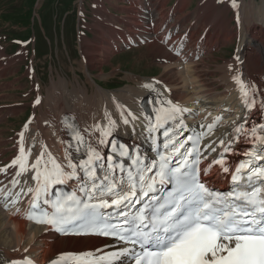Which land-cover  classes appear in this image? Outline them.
Segmentation results:
<instances>
[{
	"label": "bare ground",
	"instance_id": "bare-ground-1",
	"mask_svg": "<svg viewBox=\"0 0 264 264\" xmlns=\"http://www.w3.org/2000/svg\"><path fill=\"white\" fill-rule=\"evenodd\" d=\"M120 1L125 3L121 7L123 15L118 17L120 31L117 32V26H110L117 32L116 35L112 36L110 32L109 38L98 40L95 47H104L109 43V46L115 45L116 50H119L122 46L139 44L137 46L141 47L145 44L148 48L156 49L155 52L162 55V59H158V63L163 65L162 68L158 64L161 70L156 76L159 77L144 78V73L131 70L124 76L125 85L122 88L109 89L95 78L94 71L99 69V79H105L103 66L111 63L112 59H94L95 54L88 56L89 50L83 46L81 59H70V63L58 59L59 63H54L55 66L51 67L50 72L52 79H48L47 84L41 81L42 74L35 67L32 73L29 68L25 78L30 76L29 79L34 82L26 83L31 86V90L36 93L35 98L40 101L35 106L27 127H22L26 128L25 149H31L30 163L45 151L44 146L45 160L50 152L59 164L66 167L68 154L71 153L70 158L74 162L73 149L77 143L71 141L72 127L93 147H98L101 155H105L108 147L119 139L135 141L147 149L154 138L147 130L148 121L145 119L142 103H150V99L155 102L158 98L157 91L163 92V98L191 109L190 113L184 114V122L188 128L198 133L207 131L206 128L200 127L201 124L208 125L215 117H221L214 130L204 136L202 152L207 156L204 168L221 151L219 140L224 139L226 143L232 140L231 151L225 155H233L239 146L253 141L255 138L251 135V129L261 123L260 115L264 111V0L260 1L259 9L255 8L258 0H242L239 4L236 2L238 8H233L230 0L225 6L227 12L231 9H236L237 12L233 16L222 15L219 19L207 15L211 0H201L191 20L184 15L191 0H177L174 5L169 4L171 0H115L113 5L116 6ZM99 4H102V0H99ZM223 10L219 9L218 12ZM213 19L216 21L210 23ZM234 21H237L236 25ZM209 25L211 31L208 29ZM235 26L239 27V33L236 32ZM237 38L240 39V44L238 43L236 56L224 60L221 65L216 64L215 69L211 70L209 65L205 64L207 59L203 57L212 54L213 49L217 51L225 44L237 42ZM177 51L179 55L176 54ZM109 52L115 53L112 49ZM22 61L24 62L23 59L11 60L10 67L3 75L16 64L22 66ZM208 61L213 63L215 59ZM156 62L154 59L153 63ZM70 69L75 71L73 78L68 73ZM78 71L83 76L82 80ZM235 76H239L249 88L255 86V92L250 91L248 97L258 98L255 109L246 108L242 97L237 99L236 81L233 79ZM156 81L162 83L157 84ZM146 84L153 85V88L144 87ZM165 85L170 91H164ZM1 111L3 110L0 109V117H6ZM124 119L129 123L125 124ZM110 121H115L111 135L104 137V145H99L100 130L108 128ZM241 124L244 131L235 134L234 126ZM12 131L14 132V129ZM20 132H14L17 136H7V139L2 141L4 148L0 149V164H5L1 168L9 165L15 158L14 155L4 156L8 150L19 154ZM0 135H4V132H0ZM213 141L215 143H212ZM9 143L11 145L7 146ZM210 143L216 148L215 152L210 148L205 151ZM4 159L7 161H3ZM16 170L13 167L8 169L7 174L0 173V189H4L0 191V264H11V261H20L24 257L33 260L34 264H51L62 256L64 259L60 261L64 264H77L75 257L84 253H92L95 258L117 248L115 242L109 239L60 237L56 236L50 227L30 224L22 218L29 210L30 195L21 193L19 202L16 205L9 204L6 209L5 192L11 189L15 197L20 187H35V182L31 179L32 173L29 172L19 178L21 185L12 189L10 180ZM206 178L212 182L223 181L224 175L219 165H214ZM25 180L27 184H24ZM68 184L71 187L79 186L77 180L68 181ZM25 248L28 249L27 252Z\"/></svg>",
	"mask_w": 264,
	"mask_h": 264
},
{
	"label": "snow or ice",
	"instance_id": "snow-or-ice-1",
	"mask_svg": "<svg viewBox=\"0 0 264 264\" xmlns=\"http://www.w3.org/2000/svg\"><path fill=\"white\" fill-rule=\"evenodd\" d=\"M231 2L233 8L239 7L236 0ZM176 54L179 55V51ZM233 79L239 86L245 107L250 108L255 101L248 99L249 92L254 93L255 86L249 88L239 76ZM144 87L152 89L153 85L146 84ZM164 91H170L166 85ZM157 97L154 119L151 116L145 119L149 133L164 129L166 151L158 153V161L146 163V158L139 153L130 155L128 149L121 145L119 155L130 159L132 166L125 169L123 162H117L115 157H108L105 164L99 148L86 144L79 131L69 125L77 141L76 151L79 152L80 145L86 144L85 159L74 163L69 153L65 167L50 152L45 160L44 146L45 151L30 163L31 149H25L24 134L21 132L19 155L9 165L0 168V173L7 174L8 169L13 167L17 169L10 180L12 189H15L21 185L19 178L31 172L35 187H20L15 197L9 189L4 193L5 208L9 204L16 205L21 193L30 195L29 210L23 219L49 225L51 229L64 234L73 232L114 237L123 245L132 246L120 247L95 258L92 253H84L75 257L77 264H127L129 259L134 264H264V166H255V161L264 160V134L258 135L255 127L251 129V135L261 147L248 153L250 158L231 171L225 154L231 151L232 140L228 143L224 139L219 140L221 151L201 170L202 160L207 156L199 147L200 140L214 130L221 117H215L208 125L201 124V128L207 129L206 132L180 140V135L188 128L184 114L190 113L191 109L163 98V92L157 91ZM36 103H40L39 99ZM124 123L128 124L129 121L124 119ZM109 125L100 130L99 145L106 143L104 137L111 135L115 121H110ZM242 131V124L233 128L235 134ZM261 132L264 133V126H261ZM189 141L192 146L185 148ZM209 148L212 152L216 151L211 143L205 151ZM181 149L185 150L181 152ZM174 156H179V159L172 166ZM214 165H219L222 173L230 174L234 185L231 192L220 193L202 181L201 171L207 176ZM98 169L103 170L102 177L98 175ZM117 170L126 172L127 179L123 176L117 179ZM71 180H77L78 191L83 198L77 195L76 190L53 196V186ZM166 182L175 184L173 191L164 197L156 196L158 185ZM258 183L260 186H257ZM24 184H27L26 180ZM145 197L148 200L142 207L135 212L127 211L140 204ZM44 206H50L52 211ZM105 209H113L115 216ZM113 219L118 222L112 223ZM137 246L140 251H136ZM63 259L62 256L60 260ZM60 260H54L51 264H60ZM11 264H34V261L24 257L20 261H11Z\"/></svg>",
	"mask_w": 264,
	"mask_h": 264
},
{
	"label": "rangeland",
	"instance_id": "rangeland-1",
	"mask_svg": "<svg viewBox=\"0 0 264 264\" xmlns=\"http://www.w3.org/2000/svg\"><path fill=\"white\" fill-rule=\"evenodd\" d=\"M176 1L171 0L169 4L174 5ZM213 1L211 0L206 11L211 18L219 19L222 15L233 16L237 12L236 9L227 12L225 6L230 0ZM240 1L242 0H236L238 4ZM258 1L256 9L261 6V0ZM114 2L115 0H102V4H99V0H0V109L6 116L0 117V132H4V135H0L1 150L4 148L1 145L2 141H5L7 136H14V132H20L19 128L28 121L34 112V107L31 104L36 93L26 83L34 81L29 79L30 76L25 78L31 59H35V69L42 74L41 81L46 84L48 79H52V76L50 77L51 67L55 66L54 63H59L58 59H64L68 63H70V59H81V46L89 50V53L86 52L88 56L95 54L93 55L94 59H112L111 63L103 66L104 73H106L103 77L105 79H99L101 75L99 69L94 71L95 78L102 81L109 89L122 88L125 85L124 76L131 70L144 73L146 75L144 78L156 79L159 77L156 75L163 65L158 63V59H162V55L157 54L156 49L148 48L145 44L141 47L131 46L119 50H116L115 45L109 46V43L104 47H95L98 40L108 39L110 32H112V36H115L120 31L118 17L123 15L121 7L125 3L120 1L114 6ZM200 2L201 0H191L189 8L184 11L188 20L194 17ZM219 9L223 12H218ZM215 19L210 23L215 22ZM186 22L185 24L189 21ZM236 23L237 21H234V25ZM112 25L118 27L117 32L110 28ZM235 27L236 32L239 33V27ZM208 29L212 30L210 25ZM238 43L240 44V39L237 38V42L233 44H225V47L221 46L217 51L213 49V55L209 54L203 57V59H207L205 64L213 70L216 64L221 65L224 60L233 59L237 47L239 48ZM110 49L115 53H110ZM7 59L9 61L23 59L24 62L22 61V66L14 65L3 75L10 67L11 62L8 63ZM154 59L157 61L156 63H153ZM211 59H215V62L210 63L208 60ZM74 72L73 69L68 72L72 78L75 77ZM61 74L64 75L66 72H61ZM54 75L57 77L56 74ZM78 76L80 80L83 79L79 71ZM10 145L11 143L7 144V146ZM13 155L14 151L8 150L4 156L12 157ZM4 164L5 162L0 164V168Z\"/></svg>",
	"mask_w": 264,
	"mask_h": 264
}]
</instances>
